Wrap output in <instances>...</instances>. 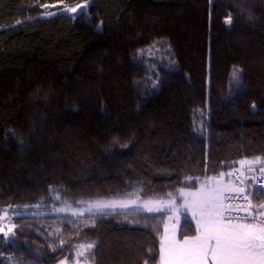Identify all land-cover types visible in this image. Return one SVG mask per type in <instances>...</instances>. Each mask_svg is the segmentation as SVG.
<instances>
[{
  "label": "trees",
  "instance_id": "obj_1",
  "mask_svg": "<svg viewBox=\"0 0 264 264\" xmlns=\"http://www.w3.org/2000/svg\"><path fill=\"white\" fill-rule=\"evenodd\" d=\"M58 3L89 6L48 15ZM258 157L262 169L264 0H0V210L181 200ZM165 222L144 211L19 214L0 229V264H58L82 249L93 264H159ZM196 232L185 217L179 236Z\"/></svg>",
  "mask_w": 264,
  "mask_h": 264
},
{
  "label": "snow or ice",
  "instance_id": "obj_2",
  "mask_svg": "<svg viewBox=\"0 0 264 264\" xmlns=\"http://www.w3.org/2000/svg\"><path fill=\"white\" fill-rule=\"evenodd\" d=\"M86 6H81L83 9ZM71 11H76L75 8ZM226 23L230 24L229 18ZM235 75V73H234ZM260 158L254 161H240L245 163H259ZM264 172V168L261 169ZM225 173H220L221 179L209 178L196 192H184L179 190L185 200L181 207L191 211L193 218H197V235L192 238L185 237L183 241L175 238H166L161 243V264H264V204L243 209L244 215H239L232 206L226 204V200L242 198L247 201L244 188H236L233 185H225L222 178ZM231 176L233 173H228ZM214 181V186L209 187V182ZM243 183V182H242ZM264 191V188H257L252 192ZM236 193V195H232ZM171 197V193L168 194ZM135 203V202H133ZM140 207V205H137ZM96 209L102 208H127L129 204H96ZM170 207L176 211L173 200L157 202L153 206L144 202L142 208L148 212L160 211ZM249 208L252 210L249 211ZM91 211V208L89 209ZM255 213V214H254ZM19 215V213H16ZM15 227V225H13ZM12 231L11 228L8 230ZM5 236L8 232L4 233ZM91 247V245H89ZM63 264V262H62Z\"/></svg>",
  "mask_w": 264,
  "mask_h": 264
},
{
  "label": "rangeland",
  "instance_id": "obj_3",
  "mask_svg": "<svg viewBox=\"0 0 264 264\" xmlns=\"http://www.w3.org/2000/svg\"><path fill=\"white\" fill-rule=\"evenodd\" d=\"M81 6H86L83 9H81ZM89 4L87 3H78V4H73V5H67L65 3H58L52 6H44L46 13L49 14H56V13H65L70 16H78L82 12L86 11L88 9ZM75 8L76 11H71V9ZM157 50V47L154 49H148L145 51L146 58L148 59V64H155L159 58L161 52L155 53ZM175 68V66H174ZM235 73V75H234ZM241 69L239 67H236L233 71V77H232V87L230 89V92L232 95H235L242 87V80H241ZM193 123H194V130L200 137H204L206 134V113L203 109H199L194 112V117H193ZM260 158V157H258ZM256 158H244L241 161H254ZM246 164V163H245ZM244 164V166H245ZM170 199H144V198H134V199H109V200H92L89 201L85 206L79 207V206H73L71 204H48L44 201L36 205L35 207H30L29 206H24V207H30L29 209L26 208L24 210L20 209L18 210L17 208H7V209H1L0 210V229H4L5 225L11 224L12 217L16 216V213L23 214V215H32V216H37V215H72V216H83L86 214H106V213H112V212H131V211H144L147 213H164L166 215V222H165V230L164 234L162 236V242L166 241V238H175L178 241H183L179 236V230L182 224V221L185 217H190L193 219L196 227H197V218H193L192 212H190L187 215H183L178 211V206L176 204L175 199H171L174 201L176 205V211H172L170 207H165L161 209L160 211H154V212H148L146 209H143L142 206L144 202H149L153 206L157 202H165L167 203ZM135 202V203H133ZM115 204V205H120V204H129V207L127 208H121V207H115V208H102V209H96L94 205L96 204ZM137 205H140L138 207ZM91 208V211L89 209ZM192 214V215H191ZM197 235V232L195 235L192 236H187L188 238L195 237ZM185 238V237H183ZM88 251V250H87ZM86 250L82 249V252H77L75 254V260H63L58 264H93L91 255L87 252ZM85 254V258L81 259V255ZM160 256H161V251H160ZM159 264H161V260L159 258ZM209 264H211V261H209Z\"/></svg>",
  "mask_w": 264,
  "mask_h": 264
},
{
  "label": "built area",
  "instance_id": "obj_4",
  "mask_svg": "<svg viewBox=\"0 0 264 264\" xmlns=\"http://www.w3.org/2000/svg\"><path fill=\"white\" fill-rule=\"evenodd\" d=\"M231 173L233 175H224L222 178V182L225 185H233L236 188H244L245 194L247 195V201L242 198L226 200L225 203L232 206L234 211H238L239 215H244L243 209L249 207V202L253 207V195L252 192L257 188H264V172H260L253 178L252 182H249L240 168H235ZM217 179H221L220 176ZM243 182V183H242ZM232 195H236V193H232ZM252 209L249 208V211ZM255 214V213H254Z\"/></svg>",
  "mask_w": 264,
  "mask_h": 264
},
{
  "label": "crops",
  "instance_id": "obj_5",
  "mask_svg": "<svg viewBox=\"0 0 264 264\" xmlns=\"http://www.w3.org/2000/svg\"><path fill=\"white\" fill-rule=\"evenodd\" d=\"M259 164H260V162H259V163H255V164H249V163H246L245 166L239 164V167H237V168H240V169L243 171V173H244L246 179L248 180V179H253V178L255 177V175H256L259 171H261V168L259 167ZM209 178H213V177H207V178H205V179L201 182L200 186H199L197 189H187V190H183V191H184V192H196L197 190L200 189V187H201L202 184H205L207 181H209ZM215 178H216V177H215ZM216 179H217V178H216ZM222 183H223V182H222ZM208 186H209V187L214 186V181L209 182ZM179 197H181V200H178V198H173V199L176 200V204H177V206H178V211H179L180 213H182L183 215H187V214H189V213L191 212L190 210L186 212V211L184 210V208L181 207L182 205L185 204V200H184V198L181 196V193H180V192H179ZM191 215H192V214H191ZM189 218H190V217H189ZM179 231H180V230H179ZM182 239H184V238H182Z\"/></svg>",
  "mask_w": 264,
  "mask_h": 264
},
{
  "label": "water",
  "instance_id": "obj_6",
  "mask_svg": "<svg viewBox=\"0 0 264 264\" xmlns=\"http://www.w3.org/2000/svg\"><path fill=\"white\" fill-rule=\"evenodd\" d=\"M262 204H264V203H262ZM261 205V204H260ZM259 206V205H258Z\"/></svg>",
  "mask_w": 264,
  "mask_h": 264
}]
</instances>
